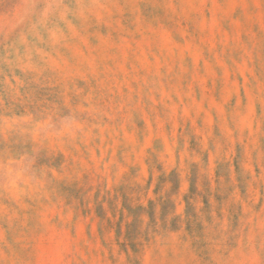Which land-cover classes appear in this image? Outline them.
<instances>
[{
  "label": "rangeland",
  "instance_id": "374dc122",
  "mask_svg": "<svg viewBox=\"0 0 264 264\" xmlns=\"http://www.w3.org/2000/svg\"><path fill=\"white\" fill-rule=\"evenodd\" d=\"M0 264H264V0H0Z\"/></svg>",
  "mask_w": 264,
  "mask_h": 264
}]
</instances>
